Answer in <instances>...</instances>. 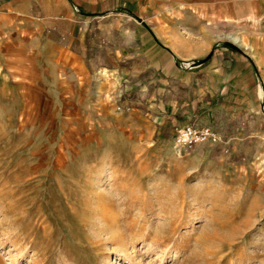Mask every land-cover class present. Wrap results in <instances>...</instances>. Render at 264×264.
Returning a JSON list of instances; mask_svg holds the SVG:
<instances>
[{"label": "rangeland", "instance_id": "374dc122", "mask_svg": "<svg viewBox=\"0 0 264 264\" xmlns=\"http://www.w3.org/2000/svg\"><path fill=\"white\" fill-rule=\"evenodd\" d=\"M7 35L0 264H264V127L229 139L215 124L221 146L180 148L127 114L96 75L77 81L59 50L26 53Z\"/></svg>", "mask_w": 264, "mask_h": 264}, {"label": "crops", "instance_id": "0c3cea01", "mask_svg": "<svg viewBox=\"0 0 264 264\" xmlns=\"http://www.w3.org/2000/svg\"><path fill=\"white\" fill-rule=\"evenodd\" d=\"M3 9L13 16L0 19V41L59 50L77 81L96 75L154 135L216 124L226 138L252 139L264 127V0H19Z\"/></svg>", "mask_w": 264, "mask_h": 264}, {"label": "built area", "instance_id": "2783aa9c", "mask_svg": "<svg viewBox=\"0 0 264 264\" xmlns=\"http://www.w3.org/2000/svg\"><path fill=\"white\" fill-rule=\"evenodd\" d=\"M173 141L175 145L183 149H190L197 145L221 146L223 144V140L211 126L199 127L197 125L176 128Z\"/></svg>", "mask_w": 264, "mask_h": 264}, {"label": "bare ground", "instance_id": "6f19581e", "mask_svg": "<svg viewBox=\"0 0 264 264\" xmlns=\"http://www.w3.org/2000/svg\"><path fill=\"white\" fill-rule=\"evenodd\" d=\"M117 214V213H116ZM118 215V214H117ZM113 216V215H112ZM111 218V217H110ZM111 219H113V218H111ZM115 219V218H114ZM105 222V224H103L100 228L103 230L102 232H106V230L107 231H110V227H109V222L107 221V220H105L104 221ZM118 223V222H117ZM114 224V223H113ZM205 235V234H204ZM205 237V236H204ZM156 240H157V243H158V240L159 239H161V237H160V235H156L155 237H154ZM166 239V238H165ZM165 239H164V241H163V244L165 243ZM206 239H207V242H209L210 243V245H216V244H225V243H223V242H221V241H217L216 239H215V237L214 236H212V235H206ZM203 241H204V239H203ZM211 248V247H210Z\"/></svg>", "mask_w": 264, "mask_h": 264}]
</instances>
